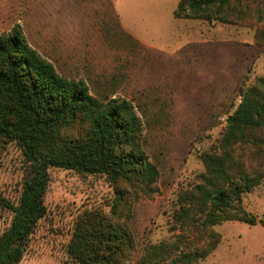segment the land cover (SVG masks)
I'll use <instances>...</instances> for the list:
<instances>
[{
	"label": "rangeland",
	"instance_id": "rangeland-1",
	"mask_svg": "<svg viewBox=\"0 0 264 264\" xmlns=\"http://www.w3.org/2000/svg\"><path fill=\"white\" fill-rule=\"evenodd\" d=\"M180 0H0V35L21 27L56 71L83 80L102 100L131 102L142 125V144L160 176L153 193L107 176L51 168L46 214L20 264H74L67 247L86 211L117 213L134 239L135 264L149 246L171 241L179 197L199 183L201 155L213 152L242 89L264 77V21L231 23L176 19ZM264 173V155L247 145L236 157ZM28 163L16 143L0 145V236L16 204ZM124 198V200H123ZM120 205L116 207L117 203ZM246 212L264 220V180L244 195ZM216 250L199 264H264V227L224 222L211 229Z\"/></svg>",
	"mask_w": 264,
	"mask_h": 264
},
{
	"label": "trees",
	"instance_id": "trees-1",
	"mask_svg": "<svg viewBox=\"0 0 264 264\" xmlns=\"http://www.w3.org/2000/svg\"><path fill=\"white\" fill-rule=\"evenodd\" d=\"M176 19L231 23V17L264 21V0H180ZM264 42V29L257 32ZM241 101L226 120V130L213 152L203 153L206 171L199 183L179 197L171 241L149 246L135 264H199L212 254L220 236L211 229L224 222L248 225L264 220L243 207L244 195L264 180L236 157L247 145L264 155V77L240 92ZM143 125L127 100H102L83 80L62 77L33 49L21 27L0 35V145L18 144L28 163V176L0 236V264H20L30 238L46 214L45 195L51 168L81 175H102L138 191L153 193L160 173L142 144ZM124 200V198H123ZM120 205L117 203L116 207ZM134 239L116 211L84 212L67 247L74 264H127Z\"/></svg>",
	"mask_w": 264,
	"mask_h": 264
},
{
	"label": "crops",
	"instance_id": "crops-1",
	"mask_svg": "<svg viewBox=\"0 0 264 264\" xmlns=\"http://www.w3.org/2000/svg\"><path fill=\"white\" fill-rule=\"evenodd\" d=\"M31 46V45H30ZM33 48V47H32ZM34 49V48H33Z\"/></svg>",
	"mask_w": 264,
	"mask_h": 264
}]
</instances>
